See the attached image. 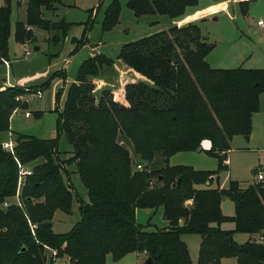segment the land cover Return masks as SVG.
<instances>
[{
  "label": "trees",
  "instance_id": "obj_1",
  "mask_svg": "<svg viewBox=\"0 0 264 264\" xmlns=\"http://www.w3.org/2000/svg\"><path fill=\"white\" fill-rule=\"evenodd\" d=\"M2 1L0 63L8 60L13 0ZM197 2L127 0L126 6L136 17H176ZM60 3L26 0L25 19L15 23L16 40L32 42V29L37 28L63 41L73 22L43 16L44 10L53 11ZM120 10L119 1L112 0L101 23L103 31L118 22ZM87 25L80 38H72V52L86 42ZM26 26L33 28L27 31ZM212 47L195 24L174 25L124 43L117 58L142 79L124 83L121 93L102 88L98 95L96 79L113 60L103 53L88 56L78 65L63 107L57 110V135L43 139L17 134L13 154L0 144V264H46L44 245L66 254L71 264H105L107 254L119 260L129 252L144 253L153 264H193L182 233L202 237L197 264H220L226 257L235 258L236 264H264L263 243L233 239L235 231L256 234L264 229V182L243 186L231 180L220 187L218 177L228 169L232 137L251 131L264 68H212L206 61ZM2 86L0 78V133L9 130L12 109L20 103L14 100L25 93L20 85ZM60 136L71 145L70 162L87 192V201L79 200V220L65 232H55L51 222L55 211H71L72 195L57 163ZM120 137L132 143L142 170L132 163ZM205 139L211 142L207 152L218 157L216 170L168 164L172 154L195 150ZM157 156L164 165L147 172ZM37 159L40 163H34ZM19 165L32 166L24 185L18 184ZM154 175L158 185L150 188L148 179ZM16 195L22 206L15 202ZM223 196L234 203L231 216L221 211ZM143 207H162L168 226L149 231L139 225L136 210ZM226 221H232L234 229L222 228ZM30 222L38 223L34 236Z\"/></svg>",
  "mask_w": 264,
  "mask_h": 264
},
{
  "label": "rangeland",
  "instance_id": "obj_2",
  "mask_svg": "<svg viewBox=\"0 0 264 264\" xmlns=\"http://www.w3.org/2000/svg\"><path fill=\"white\" fill-rule=\"evenodd\" d=\"M118 1L121 6L118 22L105 31L102 30L101 23L105 10L112 0H64L65 5L57 8L58 14L53 18H51L52 12L45 10V17L49 21H59L63 17L66 21L73 22V26L68 34L69 37H65L63 41L57 37L53 38L52 31L32 27L34 35L36 32L44 36L35 37L32 42L26 40L27 48L31 51L29 56L23 55L21 43L14 36L15 23L19 20V15L12 3L11 34L8 42L11 66L7 69V75L13 85L19 84L25 89V93L18 95L21 97L19 100L15 98L14 101L17 100L20 103L12 109L13 114L9 120V133L12 134L13 139L17 134L32 135L43 139L57 135V110L63 107L66 86L72 83L78 65L88 56L90 49L94 54L103 53L116 61L124 43L168 29L170 26L197 25L202 37L208 43L213 44L212 49L206 55V61L212 68H264V28L257 24L258 20L264 21V0H198L196 4L186 7L184 12L176 17L160 14L136 17L126 6L127 0ZM57 9L54 12H57ZM86 23L88 24L85 30L86 42L77 51L72 52L74 48L72 38L73 36L81 37ZM27 27L31 26H26L28 31ZM36 46H39V49L35 50ZM3 65H0V76L2 77L6 75ZM46 82H48L47 85L40 88ZM3 86L7 85L3 84ZM36 90L41 91L40 97L34 94ZM99 91L97 90L96 95ZM26 111L31 113L30 118H25ZM9 133L8 130L1 132L0 141H7L10 137ZM127 141L121 143L128 146ZM208 149L176 152L169 157L168 164L170 166H190L195 170L214 171L218 167V157L207 152ZM58 150L57 163L61 165L63 181L71 192L72 201L70 213L57 210L51 222L55 232H65L79 220V200L86 199L87 201V192L80 180L75 177V172L72 171L75 166L70 162L71 145L63 136L59 137ZM131 152L132 163L136 166L140 163L139 158L133 150ZM226 156L228 169L218 173L219 185L221 183L226 187L231 180H237L241 185H245L253 181L257 170L264 174V86L259 95V108L251 117L249 135H234L230 140ZM40 161L37 159L34 163H40ZM163 165V160L157 156L148 166L147 172L157 170ZM25 169L28 174L22 175L21 179L18 178L20 185L25 184L26 177L32 172V166L25 167ZM148 180L153 181V185H158L156 175ZM15 202L22 206L18 195L15 196ZM220 206L224 215L231 216L235 212L234 203L229 197L223 196ZM136 222L149 231L165 229L168 226L162 207L138 208ZM29 227L34 236L38 223L30 222ZM221 227L234 229L235 225L232 221H226L221 224ZM252 236L254 234L235 231L233 239L238 243H243ZM181 240L187 246L192 263L197 264L202 237L197 233H182ZM253 240L256 241L258 238ZM45 246L48 247V245L43 246L47 264H53V262L71 264L66 254H59V256L57 250L49 246L56 252L52 255V251ZM137 253L129 252L119 260H114L110 254H107L105 264H138V258L140 264H143L145 254L139 253L138 256ZM226 258L221 260L220 264H236L235 258Z\"/></svg>",
  "mask_w": 264,
  "mask_h": 264
},
{
  "label": "crops",
  "instance_id": "obj_3",
  "mask_svg": "<svg viewBox=\"0 0 264 264\" xmlns=\"http://www.w3.org/2000/svg\"><path fill=\"white\" fill-rule=\"evenodd\" d=\"M12 3L15 5V7H16V10H17V12H18V15H19V20H21V21H24V19H25V9H26V0H13L12 2H11V7H12ZM4 3H3V1L2 0H0V5H3ZM62 5H65L64 4V0H61V3L60 4H58L57 5V7H56V9L57 8H60ZM49 11H51V10H49ZM52 12V17L51 18H53L54 17V15H57L58 14V9H57V12H54V10L53 11H51ZM43 16L45 17V10L43 11ZM46 18V17H45ZM50 18V19H51ZM63 18V17H62ZM18 21V20H17ZM176 26H178V25H176ZM171 27V26H170ZM259 27H261V28H264V26H261V25H259ZM72 28V27H71ZM70 28V29H71ZM35 29H37V28H35ZM34 30V29H33ZM36 31V30H35ZM43 31H45V30H43ZM70 32V31H69ZM11 34V33H10ZM69 34V33H68ZM39 36H44L43 34L42 35H39V34H37L36 32H35V37H39ZM66 37H69L68 35L66 36ZM73 37H75V36H73ZM76 38V37H75ZM36 47H38V49H39V46H36ZM71 49H72V47H71ZM92 49H90V51L88 52V56H92L94 53L91 51ZM87 56V57H88ZM86 57V58H87ZM8 61H9V66L8 67H5V65H3V63H0V65H3L4 66V68H5V73H6V75L5 76H0V78L3 80L2 81V85L3 84H5V85H7V86H13V83H11L10 81H9V79H8V71H7V69L11 66V60H10V58H9V55H8ZM85 59V58H84ZM81 63V62H80ZM64 71V70H63ZM74 77H75V74H74V76H73V80H72V82L74 81ZM136 79H142V76L140 75V74H138V73H136L135 71H133L131 68H129L126 64H124L120 59H118L117 58V60L116 61H114L113 60V64H112V66L111 67H107V68H105L104 69V71L102 72V74L99 76V78H97L96 79V87H97V90H101L102 88H109V89H114V90H116V91H118V93H121L122 92V90H123V88H122V86H123V84L124 83H126V82H131V81H134V80H136ZM5 80V81H4ZM15 85H19V84H15ZM21 86V85H20ZM69 86V84L66 86V90H67V87ZM2 87H4V86H2ZM8 133H9V130H8ZM120 140H121V142L123 143H125V141H127L128 139H126V138H120ZM4 141V140H3ZM2 141H0V143H1ZM202 143H203V146H204V148H206V149H208V148H210V146H211V142H210V140H207V139H205V140H202L201 141ZM127 143H128V146H125L128 150H129V152H130V155L132 156V150H133V147H132V143L128 140L127 141ZM204 143H206V146H205V144ZM132 148V149H131ZM130 149H131V151H130ZM227 161V160H226ZM73 172H74V170H72ZM258 171V170H257ZM75 174V177L77 178V179H79V177H78V175H77V173H74ZM80 180V179H79ZM253 181H255V182H257V180H256V178H255V176H254V178L252 179ZM253 181H251V182H253ZM262 182L264 181V174H263V179L261 180ZM246 185V184H245ZM245 185H243V186H245ZM220 186L221 187H225V186H223L221 183H220ZM82 200V199H81ZM86 200V199H85ZM84 200V201H85ZM78 206H79V204H78ZM138 210V209H137ZM136 210V211H137ZM260 236H263L264 237V229L260 232V233H256V234H254V236H252L250 239H255V238H259ZM249 240V239H248ZM263 244H264V241L262 242ZM137 253V252H136ZM137 255L139 256V253H137ZM224 258H222L221 260H223ZM225 259H227V258H225ZM138 264H140V261H139V258H138Z\"/></svg>",
  "mask_w": 264,
  "mask_h": 264
},
{
  "label": "built area",
  "instance_id": "obj_4",
  "mask_svg": "<svg viewBox=\"0 0 264 264\" xmlns=\"http://www.w3.org/2000/svg\"><path fill=\"white\" fill-rule=\"evenodd\" d=\"M257 24L258 25H261V26H264V21L258 20ZM27 29L31 30L32 27H27ZM21 47L23 49V55L24 56H29L31 54V51L27 48V43L21 44ZM1 61L5 65V67H8L9 66V61L8 60L2 59ZM34 94L37 97H40L41 96V91L40 90H36V92ZM20 98H21L20 96H17L16 97L17 100H19ZM24 116H25V118H30L31 117V113L29 111H26L24 113ZM9 135H10L9 139L7 141H2L0 144H1V147L4 150H6L8 152H11L13 154L14 147L16 145V141H15V139L12 138V134L9 133ZM136 168L138 170H142L144 168V166L141 163H137L136 164ZM27 172L28 171L25 169V167L19 165V179H21L22 178L21 176L24 175V174H26ZM255 178H256L257 181H261L263 179V172L260 171V170H258L256 172ZM152 186H153V181L149 180V187H152ZM7 205H8L7 203H4L3 204L4 207L7 206ZM257 241L262 243L264 241V237L263 236H260ZM45 248H47L50 251H52V255L56 254V252L54 251V249H51L50 247H47V246H45ZM46 264H47V262H46ZM53 264H55V262H53Z\"/></svg>",
  "mask_w": 264,
  "mask_h": 264
},
{
  "label": "water",
  "instance_id": "obj_5",
  "mask_svg": "<svg viewBox=\"0 0 264 264\" xmlns=\"http://www.w3.org/2000/svg\"><path fill=\"white\" fill-rule=\"evenodd\" d=\"M34 49L37 50L38 47H35ZM203 149H204V146H203V143L201 142L200 145H199V147H197L195 150L196 151H202ZM221 156H223V154H221ZM179 225L180 226L183 225V222L181 220L179 221ZM143 264H153L152 258L151 257H146L145 260H144V262H143Z\"/></svg>",
  "mask_w": 264,
  "mask_h": 264
},
{
  "label": "bare ground",
  "instance_id": "obj_6",
  "mask_svg": "<svg viewBox=\"0 0 264 264\" xmlns=\"http://www.w3.org/2000/svg\"><path fill=\"white\" fill-rule=\"evenodd\" d=\"M205 144V146H206V143H204Z\"/></svg>",
  "mask_w": 264,
  "mask_h": 264
}]
</instances>
